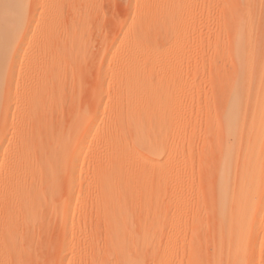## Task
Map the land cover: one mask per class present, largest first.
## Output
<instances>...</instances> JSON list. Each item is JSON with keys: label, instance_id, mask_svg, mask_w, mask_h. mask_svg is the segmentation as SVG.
Segmentation results:
<instances>
[{"label": "rangeland", "instance_id": "374dc122", "mask_svg": "<svg viewBox=\"0 0 264 264\" xmlns=\"http://www.w3.org/2000/svg\"><path fill=\"white\" fill-rule=\"evenodd\" d=\"M5 1L0 264H229L231 234L264 264V108L224 117L234 89L264 105V0Z\"/></svg>", "mask_w": 264, "mask_h": 264}, {"label": "bare ground", "instance_id": "6f19581e", "mask_svg": "<svg viewBox=\"0 0 264 264\" xmlns=\"http://www.w3.org/2000/svg\"><path fill=\"white\" fill-rule=\"evenodd\" d=\"M21 2L22 1H20V2H18V3H20L21 4ZM210 5V4H209ZM216 5V4H215ZM214 5V6H215ZM15 6V4L13 3L12 4V2L11 3H8V2H6L5 0L4 1H2V2H0V8L1 9H4V8H10V7H14ZM11 23H12V21H11V19H10V17H6V18H4L3 19V21L2 22H0V51L2 50V44H6V42L8 41V37L10 36V34H11V36H13V34L14 33H12V32H14V31H12L11 30V27L10 26H12L11 25ZM13 29V28H12ZM15 30H17L16 28H15ZM26 33V32H25ZM15 37H18L17 36V34L15 33ZM23 37V34H22V36H19L18 38H19V41H20V39ZM17 38V39H18ZM10 41V40H9ZM8 41V42H9ZM7 46V45H6ZM4 48V47H3ZM4 51H5V48L3 49ZM15 53V52H14ZM0 55H1V53H0ZM254 54H250V56L252 57ZM255 56V55H254ZM44 60V59H43ZM41 61V60H40ZM46 61V60H45ZM38 64V63H37ZM29 67V66H28ZM34 67V66H33ZM30 69V68H29ZM29 69L27 70V71H29ZM37 69V68H36ZM134 71H136L135 72V74H138V73H140V71H141V69L139 68V69H136V70H134ZM134 71H133V73H134ZM32 74V73H31ZM134 74V75H135ZM33 75V74H32ZM140 75V74H139ZM143 75V74H142ZM136 78V77H135ZM41 80V79H40ZM140 80V79H139ZM47 80H41V82L45 85V86H43V87H49L50 85H47L46 82ZM141 81V80H140ZM249 81L250 82H254V77H253V75L251 74L250 76H249ZM138 82V81H137ZM49 84V83H48ZM251 90V88H250V86H247V87H245V88H241V89H239V90H237V89H234V90H232L231 91V94H232V96L230 97V101H231V104H232V106L230 107V108H227L228 109V111H224V117H226V119H228V121H230L232 124L231 125H229V129L227 130V136H228V139H229V137H235L236 135H237V133L239 132V123L237 124V122L240 120L239 118H241L242 117V111L243 110H245V108L246 109H249V111L251 112L252 111V114H253V117L255 118L258 114H259V111H261V109H263L264 108V105H263V103H261V102H259L258 100H256V101H252V99H251V97H250V91ZM229 101V102H230ZM230 106V105H229ZM242 110V111H241ZM245 111H247V110H245ZM241 113V114H240ZM244 114H245V112H244ZM243 114V115H244ZM241 116V117H240ZM244 118V117H243ZM230 124V123H229ZM241 126V125H240ZM226 131V130H225ZM262 130L261 129H259V127L258 126H256V125H252L250 128H248V129H242V130H240V138L242 139V140H244L245 141V143L246 144H249L250 143V141H252L253 139H255V138H257V139H259V137H260V134H262V132H261ZM264 131V130H263ZM227 139V138H226ZM258 143H260V141L258 140L257 141ZM258 145V144H257ZM149 154H151V150L150 149H147L146 147L144 148ZM223 150H225V149H223ZM228 150V149H227ZM230 151H231V148L229 149ZM228 150V151H229ZM145 151V152H146ZM222 151V150H221ZM228 151L226 152V153H220V154H224V157H228V159L231 157V155L230 154H233L232 153V151H231V153H230V151H229V154H228ZM148 153H147V155H148ZM163 154V153H162ZM226 155V156H225ZM228 155H230V156H228ZM222 156V155H221ZM148 157V156H147ZM225 159H227V158H224L223 160H225ZM238 159V158H237ZM237 159H235V160H237ZM153 165H155V164H158V161H155V160H149ZM222 161V160H221ZM225 162V161H224ZM222 163V162H221ZM220 172L219 173H221L222 172V175H223V177H224V183H223V185H219V188H220V193H219V196H218V204H219V207H220V210L221 211H219V214H222V215H224L227 219H230V218H232V220L234 219V217H236L237 216V219L240 221L239 222V226L240 227H245L246 225H244L243 223L246 221V217H247V214H248V212H247V208L246 207H244V206H242V207H239V208H235V210H234V208L232 207L233 206V204L234 203H237L238 201H240V203H242L243 201H245V200H248V196L244 193V191H243V188H244V186H243V184L241 185L240 183L241 182H232V178L230 177V175H229V170H230V165H229V163H224L222 166H220ZM27 176V175H26ZM39 178V177H38ZM38 178H35V181H36V179H38ZM34 179V178H33ZM31 180V182H32V185L34 186V184H33V182H34V180L32 181V179H30ZM30 180H29V182H30ZM41 179H39L38 180V182L40 181ZM25 181V180H24ZM37 182V181H36ZM38 182L37 183H35V186H36V184H38ZM41 182V181H40ZM28 183V182H27ZM24 184V183H23ZM22 184V185H23ZM31 185V184H30ZM41 185V187L40 188H42L43 187V185H42V182L41 183H39L37 186H40ZM32 186V188H33V191H34V187ZM35 188H37V191H39L40 189H38L39 187H35ZM31 190V189H30ZM29 190V191H30ZM29 191H28V196H30L29 195ZM36 191V190H35ZM31 192V191H30ZM25 196H27V195H25ZM25 197L26 198V202H27V205L28 206H30L31 207V205L32 206H35L36 207V204H35V202L36 201H31V196L30 197ZM247 203V202H246ZM37 204H38V202H37ZM226 208H228V211L226 210ZM227 212V214H228V212H230V215L229 216H226V213ZM111 221V220H110ZM229 227H231V225L229 224ZM140 238V237H139ZM139 238H138V240H139ZM145 238V237H144ZM228 239H229V249H231L232 250V252L234 253V257H233V259L231 260V263H229V264H242V262H243V258H241V253H242V248L239 246V237H237V236H234V234H231V235H229L228 236ZM137 240V241H138ZM144 240V239H143ZM140 241H142V239L140 240ZM145 241V240H144ZM143 242V241H142ZM144 243V242H143ZM137 245H138V243H137ZM242 259V260H241Z\"/></svg>", "mask_w": 264, "mask_h": 264}]
</instances>
